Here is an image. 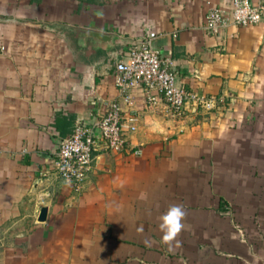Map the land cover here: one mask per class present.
<instances>
[{
	"label": "crops",
	"instance_id": "obj_1",
	"mask_svg": "<svg viewBox=\"0 0 264 264\" xmlns=\"http://www.w3.org/2000/svg\"><path fill=\"white\" fill-rule=\"evenodd\" d=\"M211 6L229 11L233 0H0V264H264V228L247 219V190L264 194L253 171L264 152V20L213 34ZM77 29L117 40L98 47ZM143 38L179 85L216 106L174 116L143 88L127 104L115 63ZM113 100L137 129L123 152L100 145L78 190L54 168L62 139ZM225 199L247 242L222 219ZM174 204L187 216L170 249L159 217Z\"/></svg>",
	"mask_w": 264,
	"mask_h": 264
},
{
	"label": "built area",
	"instance_id": "obj_2",
	"mask_svg": "<svg viewBox=\"0 0 264 264\" xmlns=\"http://www.w3.org/2000/svg\"><path fill=\"white\" fill-rule=\"evenodd\" d=\"M263 20L264 3L233 0L229 11L220 6L210 7L206 15V29L220 34L229 26L245 27ZM115 83L127 104H134L130 91L143 88L154 105H159L162 97L174 116H183L192 106L195 111L201 105L209 110L216 106V100L207 99L179 85L174 69L162 57L161 51L153 46L150 38L134 42L128 53L115 63ZM137 122L138 117L134 113H124L120 101H111L108 111L96 124L78 123L72 134L62 139L54 160L56 174L79 190L100 145L104 144L113 152L125 151L130 145L128 132L137 129Z\"/></svg>",
	"mask_w": 264,
	"mask_h": 264
},
{
	"label": "rangeland",
	"instance_id": "obj_3",
	"mask_svg": "<svg viewBox=\"0 0 264 264\" xmlns=\"http://www.w3.org/2000/svg\"><path fill=\"white\" fill-rule=\"evenodd\" d=\"M256 91H258V88H256ZM252 97L254 98V96H251V95H250V97L247 96V99L250 98V100L248 101L249 103H251ZM253 100H257V99L254 98ZM247 106H250V104ZM250 107H252V106H250ZM254 118L255 117L251 118L250 120H247V130H252L253 127L257 126L258 123H255L256 121L254 120ZM263 125H264V123H263ZM235 128H237V127H234V129ZM256 137H253V139H252L253 144L252 145H254V141H255ZM257 154H258V156L256 158L258 159L261 155L259 153H257ZM262 154H263V156H262L263 159L257 160L258 161L257 163L260 164V167L257 170L253 169L254 172H260L261 173L257 177V183H256L257 186L256 187H258V185L260 187V185L263 184V182H264V168H263L264 167V152ZM261 188L263 190L264 184L261 185ZM247 193H248L247 197L249 198V202L247 203V208H249V206H250V209L252 210V213H251L252 216L247 217V219L252 222L253 227H256L258 230H261L262 228H264V194H262L263 197L260 198L261 194L258 193L257 191H254V190L250 191L248 189ZM240 198H241V196H240ZM241 200H243V199H241ZM224 201L227 202V204L229 203L226 199ZM227 204L225 205L226 206L225 210H223V209L220 210L222 219L224 220V222L231 220V221L227 222V224H232L233 227L236 229L235 235L237 236V238H239L240 240H243L244 242H247L250 238H249L248 230L245 227L246 223H244V221H243V220H245V218L240 216V219H239V217L237 215V213H238L237 207H235V205H233L231 203H229L228 205ZM263 234L260 233V235H263Z\"/></svg>",
	"mask_w": 264,
	"mask_h": 264
},
{
	"label": "clouds",
	"instance_id": "obj_4",
	"mask_svg": "<svg viewBox=\"0 0 264 264\" xmlns=\"http://www.w3.org/2000/svg\"><path fill=\"white\" fill-rule=\"evenodd\" d=\"M187 212L183 205H171L167 211L159 217V230L162 233L161 240L171 249L173 246H179L180 241L177 239L185 229L183 221Z\"/></svg>",
	"mask_w": 264,
	"mask_h": 264
},
{
	"label": "water",
	"instance_id": "obj_5",
	"mask_svg": "<svg viewBox=\"0 0 264 264\" xmlns=\"http://www.w3.org/2000/svg\"><path fill=\"white\" fill-rule=\"evenodd\" d=\"M77 33H83L98 47L114 46L117 36L114 34H105L94 30H76ZM48 209L44 207L41 211L40 221L47 220Z\"/></svg>",
	"mask_w": 264,
	"mask_h": 264
}]
</instances>
